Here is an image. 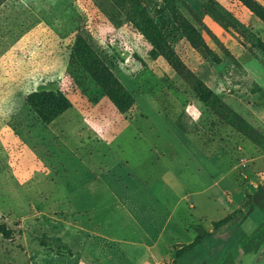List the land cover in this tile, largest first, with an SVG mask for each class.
<instances>
[{"label":"rangeland","instance_id":"1","mask_svg":"<svg viewBox=\"0 0 264 264\" xmlns=\"http://www.w3.org/2000/svg\"><path fill=\"white\" fill-rule=\"evenodd\" d=\"M247 1L0 0V264L237 251L264 219V0ZM43 89L70 104L51 123L28 101Z\"/></svg>","mask_w":264,"mask_h":264},{"label":"trees","instance_id":"2","mask_svg":"<svg viewBox=\"0 0 264 264\" xmlns=\"http://www.w3.org/2000/svg\"><path fill=\"white\" fill-rule=\"evenodd\" d=\"M245 1L249 3L247 0ZM91 73L120 110L125 111L133 105L134 98L132 94L123 87L121 81L106 66L99 64L98 68L91 69ZM28 101L33 106L37 116L44 123H51L70 106L64 94L46 89L31 93L28 97ZM261 209L264 211V205ZM253 211V206L248 212L239 210V212L242 213L239 222H244ZM0 231L7 238L11 235V231L5 224H0ZM199 241L198 238L190 243L188 249H191ZM263 246L264 219L250 232H243L241 234L237 241V251L229 252L221 264H240L241 253L258 252ZM178 254L181 255L180 252H178Z\"/></svg>","mask_w":264,"mask_h":264}]
</instances>
